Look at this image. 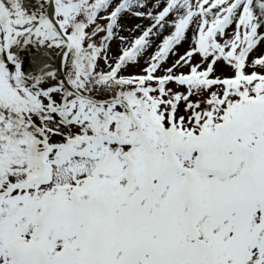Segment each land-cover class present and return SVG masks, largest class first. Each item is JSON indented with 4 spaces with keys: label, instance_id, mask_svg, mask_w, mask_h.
Instances as JSON below:
<instances>
[{
    "label": "snow or ice",
    "instance_id": "6c2138e0",
    "mask_svg": "<svg viewBox=\"0 0 264 264\" xmlns=\"http://www.w3.org/2000/svg\"><path fill=\"white\" fill-rule=\"evenodd\" d=\"M0 264H264V0H0Z\"/></svg>",
    "mask_w": 264,
    "mask_h": 264
}]
</instances>
